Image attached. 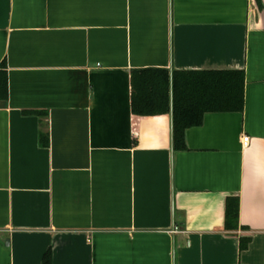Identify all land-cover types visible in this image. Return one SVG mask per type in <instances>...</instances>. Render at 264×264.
<instances>
[{
  "label": "crops",
  "instance_id": "0c3cea01",
  "mask_svg": "<svg viewBox=\"0 0 264 264\" xmlns=\"http://www.w3.org/2000/svg\"><path fill=\"white\" fill-rule=\"evenodd\" d=\"M3 61L0 264H264V0H0ZM144 68L244 70V109L177 149Z\"/></svg>",
  "mask_w": 264,
  "mask_h": 264
},
{
  "label": "trees",
  "instance_id": "16d2710c",
  "mask_svg": "<svg viewBox=\"0 0 264 264\" xmlns=\"http://www.w3.org/2000/svg\"><path fill=\"white\" fill-rule=\"evenodd\" d=\"M131 106L136 115L169 113L173 107L175 148L185 147L184 135L188 128L203 123L208 112H240L245 104L244 70L179 71L164 68L136 69L131 74ZM8 71L6 62L0 65V100L8 99ZM46 118L44 111H26ZM47 144L48 135L41 133ZM239 219V198L226 201L225 225L236 228ZM51 251L43 264H51Z\"/></svg>",
  "mask_w": 264,
  "mask_h": 264
},
{
  "label": "built area",
  "instance_id": "2783aa9c",
  "mask_svg": "<svg viewBox=\"0 0 264 264\" xmlns=\"http://www.w3.org/2000/svg\"><path fill=\"white\" fill-rule=\"evenodd\" d=\"M249 140H250V137H249V136H244V137H243V143H244L245 145H247V144L249 143Z\"/></svg>",
  "mask_w": 264,
  "mask_h": 264
}]
</instances>
